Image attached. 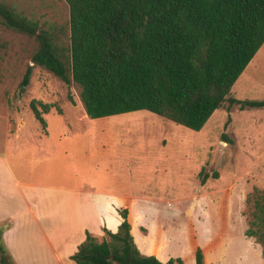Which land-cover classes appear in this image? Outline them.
Listing matches in <instances>:
<instances>
[{"label": "trees", "instance_id": "trees-1", "mask_svg": "<svg viewBox=\"0 0 264 264\" xmlns=\"http://www.w3.org/2000/svg\"><path fill=\"white\" fill-rule=\"evenodd\" d=\"M69 10L68 53L54 35L0 1V24L36 43L34 65L65 84H75L89 119L148 111L192 131H200L220 108L229 112L264 108L263 100H238L230 90L264 44V0H64ZM28 66L19 95L29 84ZM50 104L29 108L46 129ZM228 116L224 128L230 122ZM223 138L225 134L223 133ZM217 179L201 168L198 180ZM244 235L259 244L264 259V190L245 199ZM116 233L104 229L101 242L86 232L70 259L75 264H162L143 256L134 243L128 210H118ZM0 264H14L2 242ZM180 258L165 264H181ZM195 263L204 264L200 248Z\"/></svg>", "mask_w": 264, "mask_h": 264}, {"label": "rangeland", "instance_id": "rangeland-1", "mask_svg": "<svg viewBox=\"0 0 264 264\" xmlns=\"http://www.w3.org/2000/svg\"><path fill=\"white\" fill-rule=\"evenodd\" d=\"M0 1L54 35L59 47L68 53L69 10L64 0ZM35 49L33 39L0 24V153L10 157L11 163L17 162L9 149L14 133L18 132L24 142L23 137L39 135L42 130L29 108L30 102L52 106L43 115L49 141L36 164L35 180L74 187L98 184L107 191L175 199L193 192L195 174L204 168L210 175L217 173V179L209 180L218 188H238L242 184L249 193L253 188L264 190V108L239 111L234 107L228 112L222 107L200 131L148 111L88 119L78 87L34 65L31 57ZM28 66L32 68L29 84L19 95V84ZM229 96L238 100L264 99V44L231 87ZM228 116L231 119L225 129ZM67 123L86 124L87 133L79 131L82 136H72L65 130ZM17 142L13 141V145L20 147ZM19 157L27 161L31 155ZM169 208L185 218L183 206ZM247 214L244 203L241 217L231 230V241L225 245L226 264H264L259 244L244 235ZM172 229L181 241L183 227L178 219Z\"/></svg>", "mask_w": 264, "mask_h": 264}, {"label": "crops", "instance_id": "crops-1", "mask_svg": "<svg viewBox=\"0 0 264 264\" xmlns=\"http://www.w3.org/2000/svg\"><path fill=\"white\" fill-rule=\"evenodd\" d=\"M65 130L79 137L83 135L79 131L88 129L83 123H67ZM14 134L9 149L17 162L0 153V226L8 224L2 242L14 264H75L70 257L85 241L86 232L97 242L105 236L104 229L117 232L120 209L128 210L130 233L143 256H153L162 264L171 258L196 264L195 252L200 248L204 264H226L225 245L231 241V230L249 193L242 184L221 189L208 178L201 185V168L195 174L193 192L175 199L107 191L98 184L44 183L35 180L34 174L49 141L47 127L39 135L23 137L24 142L18 132ZM23 154L31 157L23 161L19 157ZM170 206H183L185 218L171 212ZM177 219L183 227L181 241L172 229ZM246 246L250 247L248 242Z\"/></svg>", "mask_w": 264, "mask_h": 264}]
</instances>
